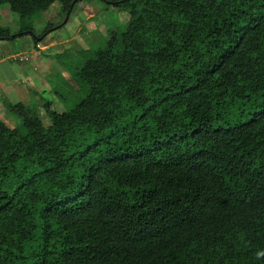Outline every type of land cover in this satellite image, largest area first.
I'll return each instance as SVG.
<instances>
[{
    "label": "trees",
    "instance_id": "16d2710c",
    "mask_svg": "<svg viewBox=\"0 0 264 264\" xmlns=\"http://www.w3.org/2000/svg\"><path fill=\"white\" fill-rule=\"evenodd\" d=\"M104 1L126 22L46 101L50 126L6 104L0 264H264V0ZM55 3L83 0L0 7Z\"/></svg>",
    "mask_w": 264,
    "mask_h": 264
},
{
    "label": "rangeland",
    "instance_id": "374dc122",
    "mask_svg": "<svg viewBox=\"0 0 264 264\" xmlns=\"http://www.w3.org/2000/svg\"><path fill=\"white\" fill-rule=\"evenodd\" d=\"M108 3L83 0V5L74 7L65 19L59 3H55L48 11L24 21L6 5L0 7L3 29L17 35L22 28H31L38 40L36 45L33 38L25 35L0 41V120L11 129L19 127V119L6 104L21 102L50 126L44 109L46 101L58 102L56 89L107 42L109 32L121 30L126 22V14ZM48 26L54 29L45 35Z\"/></svg>",
    "mask_w": 264,
    "mask_h": 264
},
{
    "label": "water",
    "instance_id": "95a60500",
    "mask_svg": "<svg viewBox=\"0 0 264 264\" xmlns=\"http://www.w3.org/2000/svg\"><path fill=\"white\" fill-rule=\"evenodd\" d=\"M74 7V5L72 6V8Z\"/></svg>",
    "mask_w": 264,
    "mask_h": 264
}]
</instances>
